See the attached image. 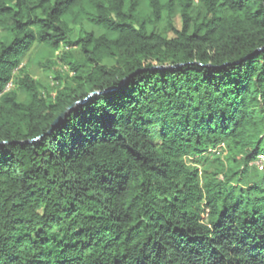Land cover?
I'll use <instances>...</instances> for the list:
<instances>
[{
	"label": "trees",
	"instance_id": "trees-1",
	"mask_svg": "<svg viewBox=\"0 0 264 264\" xmlns=\"http://www.w3.org/2000/svg\"><path fill=\"white\" fill-rule=\"evenodd\" d=\"M259 155L264 0H0V264H264Z\"/></svg>",
	"mask_w": 264,
	"mask_h": 264
},
{
	"label": "rangeland",
	"instance_id": "rangeland-1",
	"mask_svg": "<svg viewBox=\"0 0 264 264\" xmlns=\"http://www.w3.org/2000/svg\"><path fill=\"white\" fill-rule=\"evenodd\" d=\"M177 28H180V20L177 18L175 20ZM77 32V30H75ZM76 36V34H75ZM56 62L55 58L48 57V60H43L41 64L37 63V59L34 58V53L31 54L28 61L25 62L29 74L35 80H39L44 84L51 81V76L54 73L65 74L66 68H63L60 64H54Z\"/></svg>",
	"mask_w": 264,
	"mask_h": 264
},
{
	"label": "water",
	"instance_id": "water-1",
	"mask_svg": "<svg viewBox=\"0 0 264 264\" xmlns=\"http://www.w3.org/2000/svg\"><path fill=\"white\" fill-rule=\"evenodd\" d=\"M93 96V94L92 95H90L89 96V98L90 97H92ZM84 102H81V103H77L76 105H74V106H72L71 108H69L64 114H62L57 120H56V122L54 123V125H53V128H55V127H57L64 119H65V117L66 116H68L69 114H70V112L73 110V108L75 107V106H77V105H81V104H83Z\"/></svg>",
	"mask_w": 264,
	"mask_h": 264
},
{
	"label": "built area",
	"instance_id": "built-area-1",
	"mask_svg": "<svg viewBox=\"0 0 264 264\" xmlns=\"http://www.w3.org/2000/svg\"><path fill=\"white\" fill-rule=\"evenodd\" d=\"M259 172H264V155H259L252 164Z\"/></svg>",
	"mask_w": 264,
	"mask_h": 264
}]
</instances>
